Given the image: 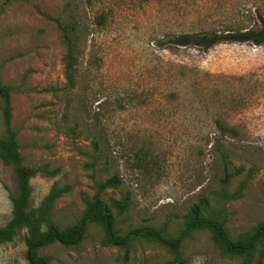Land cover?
I'll use <instances>...</instances> for the list:
<instances>
[{
	"label": "rangeland",
	"instance_id": "obj_1",
	"mask_svg": "<svg viewBox=\"0 0 264 264\" xmlns=\"http://www.w3.org/2000/svg\"><path fill=\"white\" fill-rule=\"evenodd\" d=\"M56 19L76 28L73 87ZM263 22L264 0H0L11 124L24 165L38 169L31 209L58 190L51 217L65 229L83 216L95 180L115 175L121 185L103 200L130 196L124 214L110 206L121 234L166 225L175 237L202 197L205 215L225 218L232 238L253 232L264 222V39L239 38ZM15 192L14 172L0 159V227ZM25 236L19 230L0 246V264H27ZM103 237L92 223L79 245L54 243L40 254L49 264H182L161 244L141 238L126 250ZM183 259L244 261L205 230L184 242Z\"/></svg>",
	"mask_w": 264,
	"mask_h": 264
},
{
	"label": "trees",
	"instance_id": "obj_2",
	"mask_svg": "<svg viewBox=\"0 0 264 264\" xmlns=\"http://www.w3.org/2000/svg\"><path fill=\"white\" fill-rule=\"evenodd\" d=\"M61 28L68 45V59L66 66V78L69 86L73 87L74 65L76 64L75 26H65L56 19ZM105 22L103 16L97 18V23L102 25ZM264 24V22H263ZM264 29L252 31L244 35L240 40L253 38L255 42H262ZM261 38V39H260ZM199 42V38H192ZM0 108L3 116L5 137L0 138V159L9 166L15 175L16 192L11 197L12 217L0 227V246L12 242L19 230H25L27 264H49L50 259L42 256L40 250L54 243H60L66 247L79 245L86 237L90 224H99L104 237L102 244L115 246L126 250L132 248L138 239H146L162 246H165L174 256L175 261L185 263L183 259L184 242L198 230H205L211 233L212 240L224 252L230 256L243 258V264H264V222L251 233L244 234L238 238H232L226 229V219L214 218L205 215L209 209V200L202 197L189 209L184 227L175 237L168 236L164 225L161 228L152 226H141L131 229L126 234H121L116 227V216L111 207L118 210V214H124L130 205V196L126 194L119 200L111 199L110 205L103 200V195L108 188L118 189L121 181L117 176H112L105 181L95 180V192L91 199L86 200V209L79 221L65 229H61L52 219V205L60 195V192L53 189L44 199L42 204L31 209L30 198L32 194L31 179L36 175L38 169L26 167L20 153V146L16 139V131L13 129L11 109V88L2 81L0 72ZM221 127V126H220ZM225 131H231L221 127ZM97 148V145H96ZM230 174L223 179V187L227 185ZM227 195L225 189L223 190Z\"/></svg>",
	"mask_w": 264,
	"mask_h": 264
}]
</instances>
